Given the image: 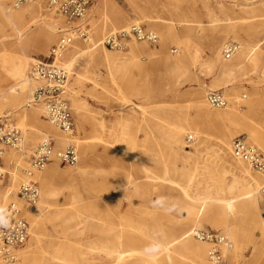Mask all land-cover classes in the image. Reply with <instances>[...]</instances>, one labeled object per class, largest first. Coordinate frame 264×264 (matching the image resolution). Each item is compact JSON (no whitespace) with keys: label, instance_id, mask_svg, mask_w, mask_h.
I'll return each mask as SVG.
<instances>
[{"label":"rangeland","instance_id":"obj_1","mask_svg":"<svg viewBox=\"0 0 264 264\" xmlns=\"http://www.w3.org/2000/svg\"><path fill=\"white\" fill-rule=\"evenodd\" d=\"M35 1L22 8H33L35 13L19 22V30L12 20L18 13L14 12L12 1L0 0V67H7L9 60L17 56L44 61L57 42L58 32L76 24H67L49 8L48 0H39V4ZM86 19L84 24L92 44L84 45L87 42L80 40L83 44L75 43L80 48L90 49L107 33L132 24L153 31L158 42L143 43L147 52L135 46L134 61L141 66L127 69L125 74L116 70L118 63L100 60L88 67L85 56L77 57L67 69L66 91L74 131L66 137L67 143L78 150V163L74 168L56 164L53 186L57 196L51 209L59 208V216L43 218L40 238L37 241L28 238L14 264H169L168 257L176 264H191L190 259L180 256L173 247L162 251L166 234H172L179 221L193 220L192 216L189 219L186 204L180 197L183 190L232 202L233 216L229 214L213 221L216 211L212 209L207 216L196 219L198 226L192 228L217 231L226 238L230 248L221 247L226 264H264V198L259 193L264 176L249 170L261 179L256 191L260 212L243 215L241 208L247 189L240 169L247 168L230 160L227 154L218 160L212 150L220 128L225 127L230 128V137H245L264 155V148L260 149L248 138L251 132L253 139L264 141V70H251L248 65L226 86L225 78L214 76L206 66L217 49L220 63H226L222 49L228 42H236L248 51L264 38V33H258L259 29L264 32V0H96ZM47 25L56 33L53 41L46 51L29 52L31 47L24 40L30 32H39ZM167 27L169 35L162 37ZM134 44L142 45V42L131 41L122 52L105 48V53L124 55ZM181 51L185 53L187 70H173L164 80L158 59H177ZM63 58L61 65L66 60ZM243 62L244 57H238L237 64ZM34 63L29 62L27 78ZM0 81V90L11 84L2 78ZM127 83L132 84L133 93L125 89ZM32 89L28 79V94L19 110L28 117L38 106L30 102ZM209 90L221 91L228 100L227 108L245 110V102L252 100L251 113L240 125L239 120L235 124L209 122L193 109L196 100L203 99ZM122 97L129 103L125 104ZM77 106L83 107V119L77 115ZM208 110L212 109L208 107ZM0 113V118L21 130L20 118H16L17 113L10 106L1 107ZM43 116L42 120L46 121ZM174 132L178 140L175 142L186 147L179 155L174 154V141L169 138ZM189 135H193L194 141L187 144ZM41 137L35 145H26L22 140L19 150L5 151L17 157L11 158L7 166L15 172L16 180L3 206L15 200L23 170ZM200 140L206 143L198 155L195 148ZM57 142L61 147L64 139ZM3 161L0 180L6 171ZM69 194L74 202L68 198ZM38 207L32 213L41 215ZM232 225L237 226V239L228 232ZM130 239L137 241L132 244ZM199 244L206 258L208 245ZM23 253L29 255L26 263H22ZM118 253H123V257L117 259Z\"/></svg>","mask_w":264,"mask_h":264},{"label":"bare ground","instance_id":"obj_2","mask_svg":"<svg viewBox=\"0 0 264 264\" xmlns=\"http://www.w3.org/2000/svg\"><path fill=\"white\" fill-rule=\"evenodd\" d=\"M12 1V0H11ZM37 4H39V0L35 1ZM31 3V2H29ZM29 3L24 4L22 7L16 9L14 12H18L14 17H13V22L16 24L17 28L20 30L21 28L18 26L19 22H21L23 19L26 17H33L35 13V9L33 8H28L24 9ZM91 7V6H90ZM88 8V10L90 9ZM23 8V9H22ZM22 9V10H21ZM20 10V11H19ZM87 10V12H88ZM87 15V13H86ZM85 22L87 21L85 17ZM67 23V22H66ZM69 24V23H67ZM71 24V23H70ZM132 25H138V24H132ZM261 25V24H260ZM87 26V25H86ZM131 26V25H130ZM128 26V27H130ZM140 26V25H139ZM70 27V26H69ZM68 27V28H69ZM127 27V28H128ZM143 27V26H142ZM123 28V29H127ZM144 28V27H143ZM122 30V29H121ZM147 30V29H146ZM119 31V30H118ZM150 31V30H148ZM261 30L259 29V34L264 33L260 32ZM60 32V31H59ZM58 32V36H59ZM153 32V31H151ZM163 36L167 37L169 35L170 29L167 27L163 31ZM21 33V32H20ZM110 33V32H109ZM154 33V32H153ZM56 33L54 32L53 28L49 25L45 26L43 30L39 32H30L26 39L24 40L25 45L31 47L29 52L31 51H46L47 47L49 44L53 41V37ZM103 40V38H102ZM102 40L98 43H96L92 48L87 49V48H80L77 46L75 43L80 42V40L76 39L73 41L71 46L66 50L64 53L63 57L66 58L65 63L63 62L62 66L66 69L68 72V68L73 64L75 59L80 56H85L86 58V64L88 67H92L97 63L98 61L102 60L106 63H118L116 64L115 67L118 72H121L123 74L126 73L125 70L127 69H135L140 68L141 65L136 63L134 61L135 59V53L137 52V48L142 50L143 52H147V47L145 45H135L132 47H129L125 52L124 55H108L105 53V48L102 45ZM87 44L84 45H90L92 44V38L88 36V39L86 41ZM131 43V41H130ZM83 44V43H82ZM137 48H136V47ZM224 48V47H223ZM107 50V49H106ZM240 52L238 54L233 55V59L230 61L229 60H224L226 63L221 64L220 63V57H219V50L217 49L215 53L213 54V58L209 59L207 62L206 66L210 69V71L213 73L214 76L216 77H221L225 78L226 80V86H229L230 84V79L235 76L238 72L242 71L244 68L250 67L252 68L251 70H256V69H261L264 70V38L257 40L253 46L250 47L248 51H244L241 46L239 47L238 51ZM223 51V49H222ZM237 51V52H238ZM122 52V51H118ZM244 57V62L240 63L239 65L237 64V59L238 57ZM223 58V57H222ZM64 59V58H62ZM61 59V61H62ZM60 61V62H61ZM160 61V64L162 66V77L164 80L170 76L171 72L173 70H177L179 72H184L187 70V64L185 61V53L184 51H181V56L177 59L170 60V59H158V62ZM29 62H37L33 58L29 57H14L9 60L7 67H0V80L2 78L3 81H11V84L0 90V108L1 107H6L10 106L12 110L17 113L15 116L16 118H20L19 121V127L22 130V140L23 142L26 143V145H35L39 141V137L41 139L46 136H52L56 138L58 141H62L64 139L63 145L58 148H62L65 146L68 142L67 135L60 134L59 131L52 125L50 124L47 120L43 121L42 116L44 114V111L42 107L40 108L39 105L33 109V111L30 112L29 116L26 114V112L19 111L20 109L23 108L25 104V99L28 94V79L32 83L33 87L35 88L37 83L33 81L30 78V70L28 71V78H27V70H28V65ZM249 62V64H248ZM34 63V64H35ZM33 64V65H34ZM61 64V63H60ZM32 65V66H33ZM31 66V67H32ZM30 67V69H31ZM146 78V83L149 84L148 76ZM68 79H69V72H68ZM75 84H78V80L75 79ZM1 82V81H0ZM67 88H68V80H67ZM125 89L128 90V92L133 93L134 89L132 84H126ZM212 91V90H209ZM33 92V89H32ZM68 93V92H67ZM207 93V92H206ZM32 94V93H31ZM70 96V92L68 94ZM206 95V94H205ZM205 95H204V100L203 99H197L196 102L193 104V109L197 115H201L203 118L207 119L209 122H217V123H222V122H228V123H233L235 124L236 120H239L237 124L240 125L239 123L242 122L245 116L249 115L252 111V100H249L248 102H245V110H241L240 107H235V108H224L222 110H208V105L206 104L205 101ZM32 96V95H31ZM68 97V96H67ZM123 101L125 104L129 103V101L125 100L124 97H122ZM30 102H32V97L30 99ZM136 107L139 108L138 105H135ZM208 106V107H207ZM211 109V108H210ZM214 110V111H213ZM83 107L77 106V115L79 119H83ZM217 111H222L223 113H218ZM1 114V113H0ZM45 118V114L43 116ZM29 123V124H28ZM179 130H182L180 127L178 128ZM54 132L51 134V132ZM219 136L217 137V142L213 146V153L214 156L219 160L223 158L225 154H227L230 157V160L235 159L232 158L231 153H230V143L231 140L233 139L232 137L229 136V131L230 128H225L221 127L219 130ZM177 132H174V136L172 134L169 135V138L171 141H174V145L172 146L174 148V154L179 155L181 151L185 152V146L183 145H178L179 143L177 142V137L175 134ZM48 134V135H47ZM195 136H197V133H194ZM64 135V136H63ZM193 136V135H192ZM253 135L250 132L248 135V138L255 144L257 145L260 149L264 148V141L260 138L253 139ZM194 138V137H193ZM198 138V137H197ZM245 138V137H244ZM40 139V140H41ZM60 139V140H59ZM175 140H177L175 142ZM76 141V140H75ZM205 143L203 140L199 141V144L197 145V148H195V152L197 154H201V150L204 148ZM188 144V143H187ZM22 146V144H21ZM211 151V150H210ZM9 152V151H7ZM6 152V153H7ZM78 152V150H77ZM15 154H11L10 152L5 154L3 156V164L6 167L5 171V176L2 180H0V206L2 205L1 208H3V204L6 203L8 199V193L15 187V178L16 175L13 173V170L9 169L8 163L10 162V159L13 158L15 159ZM17 157V156H16ZM239 165L247 168L245 170L240 169V173L243 174L244 179L242 180L244 187L247 189L245 193V200L242 203V208L241 212L243 215H247L248 213H257L259 214L260 212V207H259V198L257 195V190L259 181L261 179L259 177H254L250 171H253L250 169L247 165L244 163H241L239 161H236ZM56 164L55 162L50 163L48 166H46L43 170L34 172L33 177L39 182L40 184V191H39V200L36 205V210L37 206H39V210L41 211L40 214H34L32 211H25L24 212V217L27 219L28 223L31 225V229L29 226V239L33 241H37L40 236H41V226H42V220L43 218H50L54 217L57 218L59 216V208L58 209H51L52 205V200L57 196V193L54 189L53 186V181L55 180L57 176V169H56ZM75 167V166H74ZM71 167V168H74ZM242 167V168H243ZM1 169V167H0ZM250 170V171H249ZM260 175L259 173H256ZM262 176V175H260ZM254 182H257L255 184ZM255 184V185H254ZM255 186V188L253 187ZM5 188V189H4ZM183 190V189H182ZM215 193V192H214ZM202 192H193V193H188L187 191L183 190L180 194V197L184 201L187 207V211L189 213V219L191 216L193 217V220H184V221H179L173 228L172 234H166V242L162 246V251H168L170 247H173L174 250L178 251L180 256H186L188 259H190L191 264H208L205 254L203 251V246L199 243L205 244L203 242L195 243L191 236H190V231L193 227H197L198 224H195V220L200 218L201 216H207L209 212L212 209H215V214L212 215L213 221H219L226 217V215L231 214L232 215V202L219 199V198H212V197H201ZM68 198H70L71 201L74 200L73 196L69 194ZM169 199H173L172 197H169ZM16 200V196H15ZM74 202V201H73ZM213 203V204H211ZM185 207V205H184ZM0 208V209H1ZM233 216V215H232ZM232 228L231 231L228 230L229 233L233 234L234 238L237 239L238 237V230H236L237 226L232 225L230 226ZM134 229V228H133ZM137 241V239L132 240L130 239V242L133 244ZM176 246V247H175ZM230 248V246H228ZM22 250V249H21ZM20 251V250H19ZM18 251V252H19ZM207 251V250H206ZM18 252L16 255L18 256ZM131 253L134 254V251H130ZM22 253V252H21ZM118 258L120 259L123 257V253H118ZM129 254V253H127ZM137 254V253H136ZM139 254V253H138ZM160 254V253H159ZM141 255V254H140ZM158 256V255H156ZM29 259V255L27 253H23V260L22 263H26L27 260ZM169 259V264H176L173 263L172 260L168 257ZM154 261V259H152ZM1 264V263H0ZM134 264V263H133ZM138 264V263H136Z\"/></svg>","mask_w":264,"mask_h":264},{"label":"built area","instance_id":"obj_3","mask_svg":"<svg viewBox=\"0 0 264 264\" xmlns=\"http://www.w3.org/2000/svg\"><path fill=\"white\" fill-rule=\"evenodd\" d=\"M35 0H12V7L18 9L26 3ZM96 0H48L49 8L53 9L67 23H76L64 30H60L57 42L51 46L44 61H37L30 69V78L37 83L32 92V102L42 107L46 120L60 133L71 135L74 122L67 99L68 72L60 64L66 50L74 40L86 41L88 28L84 24L88 8ZM130 41H137L149 45L157 44L158 36L139 25H131L127 29L107 33L102 40L104 48L111 51H123ZM239 45L228 42L222 51L224 60H230L237 53ZM206 104L214 110L227 107L228 100L221 91H207ZM194 141L189 135L186 142ZM22 144V133L16 126L9 125L5 118H0V164L7 149L19 150ZM230 153L233 159L244 163L253 171L264 176V155L249 144L243 136L232 139ZM59 166L74 167L78 163V152L75 145L67 143L58 148V142L51 136L43 137L33 150L23 179L18 186L16 200L10 201L0 209V263L14 264L16 253L22 249L29 238V224L24 212L36 209L39 200V187L34 179V172L43 170L50 163ZM1 167V165H0ZM3 172L0 169V177ZM264 198V186L259 190ZM190 236L208 245L206 260L208 264H226L221 247L228 246L226 238L219 232L210 229L195 228Z\"/></svg>","mask_w":264,"mask_h":264}]
</instances>
